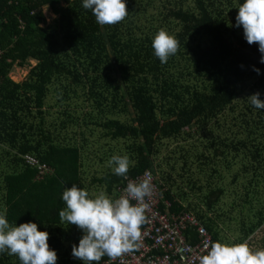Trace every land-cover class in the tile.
<instances>
[{"label": "trees", "instance_id": "obj_1", "mask_svg": "<svg viewBox=\"0 0 264 264\" xmlns=\"http://www.w3.org/2000/svg\"><path fill=\"white\" fill-rule=\"evenodd\" d=\"M243 2L191 0L187 4L185 0H157L158 6H155V0H125L127 17L115 25H100L92 10L83 8V0H0V105L8 98L12 100L17 90V83L9 77L14 66L23 67L28 60L38 62L27 81V91H34V96L29 98L41 105L46 86L61 83V79L70 80L69 85H84L83 77L74 68L75 61L80 62L81 69L89 72L85 77L88 84L84 85L89 89L87 101L98 111L94 116L85 115L91 122L83 123L93 126L104 138L130 141L126 149L133 158V165L127 177L152 171L151 158L157 154L159 143L189 134L195 125L198 146L202 145L195 158L204 183L198 184L200 177L188 183L196 191L197 203L193 205L185 193H172L163 184L159 189L162 201L169 205V213L194 215L209 234L207 224L226 193V186L219 185L223 181L220 177L224 176L216 161H229L230 164L222 167L226 174L232 175L229 186H235L241 178L244 181L241 185L245 187L264 171V109L255 108L249 96L241 98L244 84L252 81L249 91L258 92L259 99L264 101V63L261 62L264 54L258 44L250 45L246 41L243 27L236 26L238 6ZM45 9L55 17L51 26L46 25ZM160 29L179 41L178 51H184L188 45L191 51L200 49L203 40L211 46L214 58L206 59L202 65L204 74L211 77L209 94L205 91L191 93L190 87L195 82L191 79L182 84V95L174 93L176 84L170 80L162 79L160 86L157 85L159 58L148 41ZM123 37L143 41L136 47L123 46L119 51V38ZM129 39L127 42L135 44ZM69 54H73L70 61ZM254 69H259V74ZM121 70L125 73L120 74ZM100 72L103 75H98ZM130 72L141 76L129 83ZM151 81L160 94L159 104L154 101L153 93H157L152 92ZM210 81L207 79L206 84ZM127 85L131 86L128 91ZM108 98H111L110 103ZM127 104L134 112L130 122L121 120V113L113 112H109L106 120H98L104 117L103 107L115 110L118 105L126 107ZM237 109L234 121L227 128L220 127L221 119ZM122 111L126 112V108ZM18 152L35 156L52 172L36 180V170L27 166L22 173L6 176L5 218L10 225L33 222L39 231L47 232L45 225L60 222L62 187L79 184V151L72 146L53 144L43 152L39 144H23ZM230 154L233 157L227 160ZM239 154L243 162L234 164ZM237 165L240 168L235 170ZM213 175H217L216 181ZM123 179L109 172L91 182L103 183L109 193L116 190ZM160 210L163 207L160 206ZM48 234L49 247L56 252L57 260L59 258L56 264H72V246H78L82 235L73 227L65 231L55 229ZM188 235L189 242L196 243L194 234L189 232ZM108 258L105 255L98 263ZM0 264L21 262L17 256L4 252L0 253Z\"/></svg>", "mask_w": 264, "mask_h": 264}, {"label": "clouds", "instance_id": "obj_2", "mask_svg": "<svg viewBox=\"0 0 264 264\" xmlns=\"http://www.w3.org/2000/svg\"><path fill=\"white\" fill-rule=\"evenodd\" d=\"M83 8L91 9L100 25H115L123 21L128 10L125 0H83ZM236 26L243 27L244 37L251 44H258L264 54V0H244L238 6ZM154 54L161 63H167L179 48V41L164 29L152 39ZM264 63V56L261 57ZM259 74V69H254ZM259 93L249 96L250 103L264 109ZM114 174L127 179L130 160L127 155H113L108 161ZM150 173L140 180H128L124 193L112 199L104 192L90 197L89 192L73 184L65 188L62 200L66 207L59 212L62 222L76 225L83 235L79 244L72 246V255L84 262H98L105 255L116 260L136 250L142 241L141 228L147 222L150 209L146 198L154 192ZM132 201L136 203L133 204ZM0 213V253L17 256L21 264H56L57 254L48 244L49 234L39 231L36 223L10 225ZM206 254L196 257L198 264H264V248L253 249L247 240L241 243H221L206 240Z\"/></svg>", "mask_w": 264, "mask_h": 264}, {"label": "rangeland", "instance_id": "obj_3", "mask_svg": "<svg viewBox=\"0 0 264 264\" xmlns=\"http://www.w3.org/2000/svg\"><path fill=\"white\" fill-rule=\"evenodd\" d=\"M185 1L187 4L191 3V0ZM155 6H158L157 0H155ZM151 14H153V12H151ZM44 16L46 25L51 26L55 17L51 14L48 9L44 10ZM128 39V37L119 38V51L123 49V46L136 47L141 41H143L134 40L138 38L129 39L132 41L134 40L135 44H133L131 42H127ZM152 39L153 38L149 39L150 41H148L150 42V44L152 43ZM201 42L202 43L199 45L201 47L200 49L198 48L191 51V48H188L190 45H188L187 49L185 48L184 51H178L172 58L169 57L167 63H161L159 60L160 67L159 73L157 74V85L160 86L162 79L170 80L171 82H174L176 84V90H173L174 93L182 95V84H187L188 82H186V80L191 79L195 81L190 87V90H192L191 93H201L205 91L206 94H209L208 87L211 83V77L209 75L206 76L204 74L202 65L206 59L214 58V51L212 50L211 46L207 43V41L203 40ZM197 51H201V53H195ZM69 55L70 61L72 59L71 57H73V54ZM138 57L141 58L140 56ZM81 61H84V57L81 59ZM37 65V61L28 60L27 67H13L9 73V77L12 81L20 83L27 76V81H29V77L31 73L35 71ZM74 68L77 72L81 74V77H83L81 82L86 86L88 84V81L85 77L89 75V72L87 73L81 69L82 67L80 65V62L75 61ZM102 72L106 73V71ZM102 72L98 73V75H103ZM121 73L124 74L125 72L121 70L120 74ZM111 75L112 77H114V73H111ZM130 76H132V78L129 77V80L127 81L129 83L135 82V79L141 76V74L136 75V73L130 72ZM207 79L210 81L208 84H206ZM33 80H35L34 77ZM60 82L61 83L56 82L54 83V85L49 86L50 90L49 95L46 99V106L43 105V107H41L40 103H35L34 100L27 98L30 100V102L27 101V134L33 135V138L34 136L36 138H39V136H42L44 138L46 136H51L50 139H53L52 145L63 144L64 146L71 144V142L81 143L82 137H85L87 140H89L88 133L85 132L86 130L80 126H77L79 124L86 126L82 123V120H86L82 119L83 113H85V117V115H89V112H92L94 114L98 112L97 109L92 106L91 102H87L86 93L87 91H89V89H87V87L82 84L77 86L71 84L69 85L68 83H70V80L61 79ZM151 84L152 92L156 91L157 93V87H155V83L151 81ZM252 84V81H248L246 84H244V91L242 92L243 96L241 98L254 94L255 91H249L251 89ZM130 87V85H127V91L130 89ZM64 94L66 95V97H68L67 100L63 99ZM153 98L157 104L160 103L159 93H153ZM110 102L111 98H108V103ZM107 107H103V115L105 118L100 117L98 120H106V116L110 114L109 112H113L121 113V118L124 119V121L130 122L132 115L134 114L133 110L129 107V104H127L126 107L118 105L117 109L115 110L111 109L109 106ZM92 108H95V110H93ZM123 108H126V112L122 111ZM238 110L239 109H237L235 113H232V115L224 116V118L221 119L220 127L227 128V125L231 124L232 121H234V117L238 113ZM66 113H70V118H66L64 116L66 115ZM70 122L76 123V125L72 126L73 123ZM89 122L91 121L89 120ZM16 124L23 125L24 123L20 122ZM213 131L216 132L215 129ZM191 132L196 133L195 125H192L189 134L164 140L159 143L157 147V154L153 155L151 158L153 165L151 173L154 175L160 185H165V187H168V189L172 193H175L176 191H178L176 192V194H179L181 192L185 193L187 197L191 200V203L194 205L197 203V201H195L197 199L195 196L196 191L192 189L190 183L188 182H194L196 180V177H200L201 182L198 184L203 185L204 179L201 174H198L199 163L198 161H196L195 158V154L201 151L200 147L202 148V145H199L200 147L198 146L199 139L197 137L199 134H192ZM82 133L84 134V136L82 135ZM15 134L16 136H18L17 133ZM217 134L220 133L218 132ZM212 135L214 134L212 133ZM27 138L31 139L29 136H27ZM48 145L51 144L48 143ZM91 150L92 149L90 148V150H88V153L90 154V156L93 157L95 154L94 151ZM232 157L233 154H230L226 157V159L231 160ZM240 162H243L241 154L237 155L233 163H238L240 165ZM247 162H244V164H247ZM216 163L217 165H219L218 167L221 170V176H224L220 177L223 181L219 182V185L226 186V193L224 195V198L216 208L217 210H219L222 206L224 207L226 204H228L234 198V196H237L238 193L245 191L248 184L245 187H242L241 184L244 181L240 178L237 180L235 186H229V183L232 179V175L226 174V171L222 169V167H224L225 165L230 164L229 161L219 159L218 161H216ZM96 167L98 169V173L96 176L97 178L95 179L98 180L103 177L101 173L103 171V168H100L98 166ZM238 167L240 168V166L237 165L234 169L237 170ZM30 168L36 170L33 167ZM48 169L49 172L43 176H39L37 174L36 180H40L46 175L50 174L51 168L48 167ZM47 171L48 170H46V172ZM262 173H264V171ZM216 176L217 175H213V181H216L218 179ZM63 189H65V187H62V190Z\"/></svg>", "mask_w": 264, "mask_h": 264}, {"label": "crops", "instance_id": "obj_4", "mask_svg": "<svg viewBox=\"0 0 264 264\" xmlns=\"http://www.w3.org/2000/svg\"><path fill=\"white\" fill-rule=\"evenodd\" d=\"M24 66L27 67V64ZM17 85V90L13 93V99L10 100L8 98L0 105V213H6L8 185L4 178L22 173L27 168L23 160L24 155L18 152L19 146L23 144H39L44 152L49 146L48 143L52 145L53 142V139H50L51 136H46L45 138L42 136L36 138L34 136L33 138V135L27 134V97L34 96V91H27V76L22 82L17 83ZM49 86H46L44 98L40 105L41 107L46 103L50 90ZM63 97L65 100L68 99L66 95ZM87 102L89 103L90 101ZM92 109L95 110V108ZM84 114H82V119H86ZM89 115L94 116L95 114L89 112ZM64 116L70 118V113H66ZM121 116L122 114L119 115V118L124 120ZM20 122L24 124H16ZM84 122L88 123L89 119L84 120ZM73 125H76V123H73ZM77 126L84 128L89 137V140L82 137L81 143L71 142V144L66 145L75 147L79 151V174H77L79 176V184H77V187L87 190L90 197L104 192L110 198L115 199L117 196L116 190L112 189L108 193L103 183H92L91 181L97 178L98 169L96 166L103 168L101 172L103 176L109 172H113L112 167L108 164V161L113 155H127L130 160L129 167L133 165V158L126 149L130 141H114L109 138H104L101 132L94 129L91 125L84 126L79 124ZM82 135L84 136L83 133ZM27 136L31 139L27 138ZM58 145L63 146V144ZM90 148L92 149L91 151H94L95 155L93 157L88 153ZM64 190H62V193ZM65 207L66 204L62 200L61 210ZM45 226L47 232L54 231L55 229L65 231L73 227L77 233L83 235L82 230L76 225H70L61 220L58 225ZM207 230L213 242L241 243L247 240L249 246L254 250L264 248V173L260 174L259 177L248 184L245 191L238 193L228 204L217 210L207 224ZM57 261H59V258ZM77 261H79V264H84L83 261L77 258H74L71 263H77Z\"/></svg>", "mask_w": 264, "mask_h": 264}, {"label": "built area", "instance_id": "obj_5", "mask_svg": "<svg viewBox=\"0 0 264 264\" xmlns=\"http://www.w3.org/2000/svg\"><path fill=\"white\" fill-rule=\"evenodd\" d=\"M23 160L28 167L35 168L39 176L49 172L47 165L31 154H26ZM145 172L151 175L154 192L150 198H146L150 209L146 213L147 222L141 228L140 247L116 260L108 258L98 264H198L196 257L206 254L203 245L206 240H211L210 235L194 215L169 213V205L162 201L160 184L151 171L145 170L139 175L124 178L116 187V198L124 193L128 180L138 181ZM160 206L163 207L162 211ZM189 232L194 234L196 243L189 242Z\"/></svg>", "mask_w": 264, "mask_h": 264}]
</instances>
